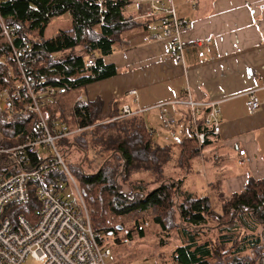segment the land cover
Instances as JSON below:
<instances>
[{
  "label": "trees",
  "instance_id": "1",
  "mask_svg": "<svg viewBox=\"0 0 264 264\" xmlns=\"http://www.w3.org/2000/svg\"><path fill=\"white\" fill-rule=\"evenodd\" d=\"M125 4L126 0H0V94L7 90L14 108L7 118L0 107L3 144L11 147L21 142L39 118L35 111H25L31 102L25 79L31 84L39 81L64 88L63 93L41 97V109L47 119L58 118L72 128H82L59 139L57 146L64 163V157L73 152L86 154L87 170L83 164L77 165L79 172L74 176L68 170L75 177L100 242L110 237L113 244H119L131 240L134 233L143 237L144 222L149 219L165 235L175 231L180 238L171 264H264V179L248 175L242 189L230 194L211 183V190L222 199L216 212L210 196L194 195L182 189L181 180L165 178V166L170 162L186 173L191 171L192 163L201 160L203 148L212 139L199 144L189 125V135L160 146L149 133L152 126L146 122V112L117 117L121 110L117 99L105 105L97 97L66 107L67 96L78 97L89 84L120 73L115 64L104 62V57L116 46L126 45L125 32L155 28L152 20L135 19L127 13ZM63 14L69 15V27L47 37L50 21ZM91 54L95 60L88 66ZM208 111L203 108L196 119L198 130L205 129L203 119ZM43 160L32 154L26 167ZM17 171L11 163L0 162L1 177ZM63 179H67L65 172L53 167L43 181L56 185ZM30 185V199L16 205L12 215L20 213L32 223L38 200L33 194L35 184ZM125 221L128 225L118 229V222ZM121 231H125L122 237Z\"/></svg>",
  "mask_w": 264,
  "mask_h": 264
},
{
  "label": "crops",
  "instance_id": "2",
  "mask_svg": "<svg viewBox=\"0 0 264 264\" xmlns=\"http://www.w3.org/2000/svg\"><path fill=\"white\" fill-rule=\"evenodd\" d=\"M173 2L187 25L182 33L183 64L170 59L166 41L145 40L156 28H135L125 32L126 45L104 57L120 73L89 84L82 95L90 100L99 97L105 105L117 99L139 108L170 102L187 92L200 102L217 101L220 134L203 148L200 163L215 170L210 177L219 181L216 187L230 194L242 189L248 175L264 179V0ZM249 66L257 70L255 78H247ZM131 88L137 92L136 105L121 98ZM250 90L261 102L253 113L246 106ZM166 108L178 119L181 134L187 135L188 109ZM239 149L245 150L244 165L237 163ZM208 187L212 189L211 183Z\"/></svg>",
  "mask_w": 264,
  "mask_h": 264
},
{
  "label": "built area",
  "instance_id": "3",
  "mask_svg": "<svg viewBox=\"0 0 264 264\" xmlns=\"http://www.w3.org/2000/svg\"><path fill=\"white\" fill-rule=\"evenodd\" d=\"M125 11L133 14L135 19L152 20L156 29L148 33L145 40L166 41L170 59L183 64L182 33L187 25L178 16L173 0H126ZM94 60L95 55L91 54L87 58V65L92 66ZM257 74L254 67L246 68L247 78H255ZM25 84L31 98V102L25 106V111L33 110L39 118L35 129L14 146H5L0 137V162L11 163L18 169L16 173L7 177L0 176V264H25L29 256L40 264H107L111 249L107 244L99 241L100 234L92 229L85 204L57 146L59 139L73 136L82 131V128H72L58 118L47 119L41 109L44 103L41 97L63 93L65 89L44 86L39 81L31 84L26 79ZM136 93V89L131 88L125 91L121 98L124 100L130 98L136 105L138 101ZM77 101H86V97L79 95L75 99V102ZM217 104V101L194 100L187 92L170 102H162L148 108H139L137 105L133 107L128 102H122L117 117H131L156 109L161 118L160 126L171 129L177 125L178 119L166 107L184 106L189 111V125L193 134L199 144L203 145L207 139L211 140L220 134L221 120ZM260 105L255 90H250L246 100L249 112H255ZM0 107L5 111L7 118H11L14 113L13 100L7 90L0 94ZM203 108L209 109L203 119L205 129L198 130L195 121ZM189 125L186 126L187 135H189L187 132ZM148 130L150 134L155 133L152 127ZM32 154L44 160L35 167L27 168L29 156ZM238 155L240 158L237 163L244 165L247 160L245 150L239 149ZM53 167H59L65 172L78 194V206L62 195L63 180L58 181L56 185H48L43 181ZM31 182L35 184L33 194L38 200L36 219L32 223L20 213L12 215L16 205L30 199L29 187L33 188Z\"/></svg>",
  "mask_w": 264,
  "mask_h": 264
},
{
  "label": "rangeland",
  "instance_id": "4",
  "mask_svg": "<svg viewBox=\"0 0 264 264\" xmlns=\"http://www.w3.org/2000/svg\"><path fill=\"white\" fill-rule=\"evenodd\" d=\"M69 25L70 18L68 14H63L62 16L55 17L50 21L49 25L47 26L45 30V35L47 37H50L59 30L69 27ZM137 31L142 32V30ZM126 36L127 35H125V37ZM67 97V101L66 103L64 101V103L68 108L74 104L76 96L69 95ZM170 109L175 110V107L171 106ZM184 113L188 115L186 111ZM146 114L144 115L145 118H147V124L155 129L154 139L158 145L162 146L165 143L172 144L174 142L179 141V139L184 136H182V134H184L185 131L181 134L178 125H176L174 128L172 127L171 129L162 128L160 126L161 118L156 109H150L146 112ZM44 153L48 154V152ZM64 158L66 163L65 165L68 166L69 170L73 171V176L76 175L77 172H79V167L77 166L79 164H83L85 169H88L84 162L86 154H82L81 152H73L72 154H69ZM200 158H202V156H200ZM199 163V159L194 160V162L192 163V170L186 173L184 170L178 169L175 163L170 162L165 166V178H172L177 182L181 180L182 189L189 191L194 195L205 194L210 196L212 209L216 212H219L222 204V199L220 201L217 196H220V194L215 193L208 187V184L215 182V179H213L212 176L210 177V172L212 173L215 170H210L208 169V167L202 168L201 163ZM74 178L75 177H73V179ZM133 178H137V176H134ZM63 181L64 182L62 188V195L67 200L71 201L74 204H77L78 206V194L72 186V183L69 179H63ZM74 181L76 183L75 179ZM124 186L127 187L128 184L126 183L124 184ZM79 196L83 201L80 193ZM224 197L226 199L228 198L227 195H225ZM118 223V225L123 226V228L128 225V222L126 221L124 223ZM143 230V237H139L136 233H134L131 240L122 241L119 244H113L112 239L110 237L105 238L104 243L107 244L111 249V255L107 259V264H171L172 251L177 245L180 244V238L177 232L171 231L169 235H165L160 230V228L149 219L144 222ZM124 232L125 231L120 232V237L124 236ZM25 264H40V262L34 259L32 256H29L27 257Z\"/></svg>",
  "mask_w": 264,
  "mask_h": 264
},
{
  "label": "water",
  "instance_id": "5",
  "mask_svg": "<svg viewBox=\"0 0 264 264\" xmlns=\"http://www.w3.org/2000/svg\"><path fill=\"white\" fill-rule=\"evenodd\" d=\"M117 227H118V229H121V226L118 225Z\"/></svg>",
  "mask_w": 264,
  "mask_h": 264
},
{
  "label": "bare ground",
  "instance_id": "6",
  "mask_svg": "<svg viewBox=\"0 0 264 264\" xmlns=\"http://www.w3.org/2000/svg\"><path fill=\"white\" fill-rule=\"evenodd\" d=\"M137 95V94H136Z\"/></svg>",
  "mask_w": 264,
  "mask_h": 264
},
{
  "label": "clouds",
  "instance_id": "7",
  "mask_svg": "<svg viewBox=\"0 0 264 264\" xmlns=\"http://www.w3.org/2000/svg\"><path fill=\"white\" fill-rule=\"evenodd\" d=\"M123 102V101H122Z\"/></svg>",
  "mask_w": 264,
  "mask_h": 264
}]
</instances>
